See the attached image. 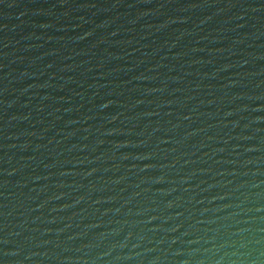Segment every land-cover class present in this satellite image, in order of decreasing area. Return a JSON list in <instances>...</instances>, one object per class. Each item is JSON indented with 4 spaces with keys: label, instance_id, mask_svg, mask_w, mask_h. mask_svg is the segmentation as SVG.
Instances as JSON below:
<instances>
[{
    "label": "water",
    "instance_id": "95a60500",
    "mask_svg": "<svg viewBox=\"0 0 264 264\" xmlns=\"http://www.w3.org/2000/svg\"><path fill=\"white\" fill-rule=\"evenodd\" d=\"M0 264H264V0H0Z\"/></svg>",
    "mask_w": 264,
    "mask_h": 264
}]
</instances>
